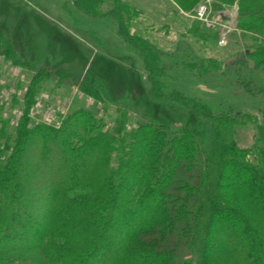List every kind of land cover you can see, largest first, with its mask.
<instances>
[{
  "label": "trees",
  "instance_id": "obj_1",
  "mask_svg": "<svg viewBox=\"0 0 264 264\" xmlns=\"http://www.w3.org/2000/svg\"><path fill=\"white\" fill-rule=\"evenodd\" d=\"M72 1L92 15L105 14L99 0ZM115 2L107 14L143 54L155 82L150 96L178 97L210 119V146L184 125L143 123L127 109L105 118L102 87L86 80L77 84L81 98L72 96L78 106L55 111L52 122L38 115L43 101H51L42 90L43 70L25 86L0 82V259L34 252L45 264H264L263 128L251 148H241L234 137L241 121L231 111L167 94L163 53L130 32L131 19L121 0ZM238 5L242 17L264 13V0ZM248 46L255 48L244 57L264 71V42ZM13 49L0 30V62L23 70ZM204 61L193 63L200 75L222 67ZM36 191L34 207L28 196ZM37 217L40 226L33 228Z\"/></svg>",
  "mask_w": 264,
  "mask_h": 264
},
{
  "label": "rangeland",
  "instance_id": "obj_2",
  "mask_svg": "<svg viewBox=\"0 0 264 264\" xmlns=\"http://www.w3.org/2000/svg\"><path fill=\"white\" fill-rule=\"evenodd\" d=\"M99 2L96 6L105 14L100 12L95 16L73 5L72 0H0V30L10 35L14 57L23 68L0 62V82L13 88L19 83L25 86L34 72L43 70L41 81L46 86L42 90L48 92L44 94L51 101L48 104L43 101L45 107L38 115L52 122L55 111L69 112L78 106L72 96L77 94L81 98L77 84L86 80L102 87L108 109L102 111L105 118L111 120L118 109H127L132 119L143 123L151 121L171 128L184 125L208 149L211 120L199 118L178 97L150 96L155 82L149 79L143 54L124 38L122 32L126 30H122L115 16L107 14L119 2ZM229 2L121 0L120 5L127 22L131 19L130 32L152 42L163 53L166 72L160 77L162 89L169 95L180 93L190 100L201 101L217 112L231 111L241 121L234 128L235 140L239 147L249 149L256 143L261 129L264 130V71L255 68L251 56L244 55L255 48H249V44L264 42V13L242 17L238 0ZM200 5L207 8L204 18L196 15ZM201 60L222 67L216 73L200 75L193 63ZM72 82L74 86L70 87ZM4 94H0V99ZM52 99L62 100V106L53 105ZM96 106L102 108L101 104ZM34 154L30 149L27 157L32 159ZM55 160L49 159L48 167ZM36 193L28 196L34 207ZM36 219L33 228L40 226L39 218ZM176 242V236L170 239L171 244ZM1 263L45 264L46 261L40 254L20 252L0 259Z\"/></svg>",
  "mask_w": 264,
  "mask_h": 264
},
{
  "label": "built area",
  "instance_id": "obj_3",
  "mask_svg": "<svg viewBox=\"0 0 264 264\" xmlns=\"http://www.w3.org/2000/svg\"><path fill=\"white\" fill-rule=\"evenodd\" d=\"M206 10L207 8L205 5H200L196 10V15L201 18H204L207 14V12H205ZM223 42H225V38L223 39Z\"/></svg>",
  "mask_w": 264,
  "mask_h": 264
}]
</instances>
